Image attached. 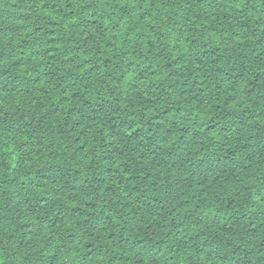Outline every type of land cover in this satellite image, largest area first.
Instances as JSON below:
<instances>
[{
	"label": "trees",
	"instance_id": "16d2710c",
	"mask_svg": "<svg viewBox=\"0 0 264 264\" xmlns=\"http://www.w3.org/2000/svg\"><path fill=\"white\" fill-rule=\"evenodd\" d=\"M0 102V264H264V0H0Z\"/></svg>",
	"mask_w": 264,
	"mask_h": 264
},
{
	"label": "rangeland",
	"instance_id": "374dc122",
	"mask_svg": "<svg viewBox=\"0 0 264 264\" xmlns=\"http://www.w3.org/2000/svg\"><path fill=\"white\" fill-rule=\"evenodd\" d=\"M3 110H4V105L2 102H0V116L3 112ZM18 154H21V153H15V157H18ZM21 155H23V154H21ZM31 215H32L31 213H28V217L31 219L30 225L33 229H36L38 227V222L36 219L32 218Z\"/></svg>",
	"mask_w": 264,
	"mask_h": 264
}]
</instances>
